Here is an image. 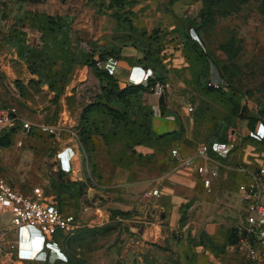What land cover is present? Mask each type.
Segmentation results:
<instances>
[{"label": "rangeland", "instance_id": "rangeland-1", "mask_svg": "<svg viewBox=\"0 0 264 264\" xmlns=\"http://www.w3.org/2000/svg\"><path fill=\"white\" fill-rule=\"evenodd\" d=\"M100 1L99 15L92 23L95 34L89 39L86 36L77 38L74 33V49L78 45L87 50L90 41L101 47L114 41L112 45L141 48L144 55L147 53V69L156 73L154 81L161 85L165 113L182 125L183 134L176 142L166 140L162 144V141L150 139L144 145H137V139L114 127L106 109L96 112L92 115L95 124L87 126L89 144L80 141L81 122L74 137L82 154V165L91 179L102 171L115 168L128 171L131 181L155 178L175 166L172 150L179 154L196 151L199 146L224 140L230 130L240 135L236 150H241V157L246 161L236 163L235 169L226 171V188L230 181L236 187L217 204L221 208L230 209L232 205L236 209L224 213L218 210L214 214V219L223 221L214 237L203 234L199 242L190 229L185 233L177 229L170 238L172 244L165 243L161 247L141 245L137 233L130 229L136 224L131 220L133 212L120 215L119 221L110 217L107 223L91 227L79 220L80 225L73 232L46 235L45 242L55 243V248L62 254V261L55 264H250L239 246V239L247 209L241 187H246L252 177L242 172L241 167L255 175L263 155L260 149L250 146L249 141L239 140L248 129L246 122L238 120L241 111L245 110L248 117L258 119L255 126L264 121V0H215L214 13L203 24L200 16L207 6L205 0H97ZM43 5L44 0L27 4L0 0V32L15 27L13 29L21 34L19 41L40 48L43 33L38 31L33 20L28 21V15L41 10ZM81 13L82 6L78 9V14ZM19 18L23 22L17 20ZM79 33L89 35L86 29ZM89 70V78L79 83L83 87L78 91L93 98L88 105L101 94L102 86V80ZM92 79L99 83L98 88ZM16 83L20 93L40 97L33 104L42 102L41 87L29 84L27 90V87H20L21 81ZM207 83L219 84V88L225 89L212 92L207 89ZM150 93L151 90L142 96L140 103L133 105V131L145 121L144 113L148 108L145 98ZM48 104L59 109L57 102ZM188 106L194 109L191 114L187 113ZM108 107L120 109L114 103H109ZM156 113L159 114L158 110ZM17 127L12 147L0 152L2 177L25 195H30L34 188L43 189L46 195L58 193V188L64 190L56 181L55 173L51 172V159L56 151L54 138L37 132L24 136ZM62 183L68 185L71 182L66 178ZM84 194L83 191L79 197L83 198ZM61 195L63 213L77 214L74 212V188L66 187ZM5 227H11L9 215L0 218V234ZM232 229L237 230L238 241L235 237L228 242ZM22 237L30 250H25L26 245H23L21 260L17 261L9 255L15 235L5 232L0 264H43L33 261L32 254L42 247L36 236L24 233ZM197 245L203 249L196 250Z\"/></svg>", "mask_w": 264, "mask_h": 264}, {"label": "crops", "instance_id": "crops-1", "mask_svg": "<svg viewBox=\"0 0 264 264\" xmlns=\"http://www.w3.org/2000/svg\"><path fill=\"white\" fill-rule=\"evenodd\" d=\"M36 0H24L23 2L12 1L16 4H27ZM41 10L34 11L49 17H68L72 20L71 31L73 34L72 50H74V33L77 38L86 36L93 37V25L98 9L90 0H44ZM82 6V13L78 14V9ZM88 15V16H86ZM17 20H21L20 18ZM82 23V25H78ZM86 29L89 33L79 32ZM3 34H2V33ZM0 32V106L8 108L19 119L31 123L51 124L57 120L61 121L65 132L59 138H54L56 151L51 159V164L55 163V155L64 147L74 149V161L71 162L74 171L66 175L62 172L55 173L56 177L69 179L81 191L85 192L82 197L74 198V212L77 221L86 222L89 226L107 223L111 219L120 220V215L133 212L131 220L135 222L130 229L137 233L141 245L150 244L158 247L165 246V243H171L172 234L178 229L185 233L189 229L196 241L200 242V237L205 234L208 237H214L216 230L221 228L223 221L214 219V214L219 210L224 213L226 210L234 211L236 207L231 204L230 209L221 208L217 203L227 198L236 185L230 181L227 187V170H232L236 163L246 161L242 158L241 150L230 152L224 160L215 155H211L212 167L218 169L216 176L209 189L201 186L194 168H169L165 173L155 177H143L137 181L129 180V172L122 168L110 169L108 172H100L97 176L88 175V170L82 165V154L80 149L75 146L74 137L77 133V127L84 108L91 102L92 97L84 96L79 93L83 85L79 83L89 78V68L86 66L76 67L65 86L63 92L55 99L56 93L50 91L46 85L41 87L42 102L33 104V101H39L40 97L31 93L25 95L17 91L16 81H21L20 87L24 88L31 81H37V76L31 75L25 64L17 57L15 49L5 44L4 36L8 31ZM98 44V43H97ZM78 48V45H76ZM111 60L110 63H107ZM143 60V53L134 47L128 46L120 49L118 59L110 58L103 64H116L118 66L111 76L118 82L120 88L129 84H140L146 72L140 65ZM148 70V69H147ZM106 71V70H105ZM131 72L128 75V72ZM107 72V71H106ZM92 78V77H91ZM98 88L99 83L95 80ZM81 86V87H80ZM27 90L28 87H27ZM92 98V99H90ZM146 104L154 110L153 130L157 134L174 132L179 130V123L170 120L171 116L160 117L159 97L154 93L146 95ZM57 102L59 109H54L48 103ZM34 111L36 114H34ZM50 113V114H49ZM17 129L21 130L18 126ZM22 135V130L20 131ZM14 135V134H13ZM67 135V136H65ZM47 136V135H46ZM65 136V137H63ZM14 137V136H13ZM13 140V138H12ZM8 147L0 146L1 152L12 147L13 142ZM247 143V142H244ZM243 143V144H244ZM250 146L261 150L264 163V145L263 142L249 141ZM194 151L180 152L181 157H192ZM261 164V165H262ZM235 169V168H234ZM241 171L251 176V172L243 167ZM91 182L88 185V182ZM154 189L158 190V197L149 196L148 193ZM224 198V199H222ZM85 203V204H84ZM234 208V209H233ZM84 209H86L84 211ZM194 215V218L191 219ZM216 220V221H214ZM79 222V223H80ZM80 225V224H79ZM25 250L29 251V244L24 241ZM202 246L197 245L196 250H202Z\"/></svg>", "mask_w": 264, "mask_h": 264}, {"label": "built area", "instance_id": "built-area-1", "mask_svg": "<svg viewBox=\"0 0 264 264\" xmlns=\"http://www.w3.org/2000/svg\"><path fill=\"white\" fill-rule=\"evenodd\" d=\"M110 62L111 60L107 63ZM117 68L118 66H116L115 62L105 66V70L109 75H112ZM130 73L129 71L128 75ZM151 75L152 72L146 70L140 84H145ZM212 85L215 88L220 86L219 84ZM153 93L158 97L162 95V89L159 84L155 86ZM186 110L188 114H191L194 109L192 106H188ZM170 120H174V118L170 117ZM17 126L21 127L25 135L37 132L59 138L65 132L60 120L51 124L31 123L19 119L8 108L0 106V135L15 129ZM239 137V134H235L233 130H230L224 143L199 146L195 154L187 158L181 157L176 150H172L171 157L177 168H194L201 186L204 189H209L213 179L217 176V171L212 167L214 163L211 155L222 159L226 158L235 148L236 140ZM242 137H249L254 141L263 142L264 145V124H257L254 130H247ZM73 141L75 146L80 149L75 138ZM20 145L21 143H18V146ZM74 155L75 152L72 147H64L60 152L56 153V161L51 172H62L66 175L72 174L74 168L71 162L74 161ZM251 177V182L246 187H241L244 199L247 202V209L244 223L240 229L239 246L246 253V258L250 264H264V163L259 167L255 175L251 174ZM148 195L158 197V190L154 189ZM5 215H9L11 227H5L3 233L0 234V247L5 232H13L15 243L10 247L9 255L11 257L14 256L17 261L21 260L22 257L21 250L24 244L22 235L24 233L30 237L35 235L36 240L40 243L39 246L42 245L41 250L35 255L32 254L33 261L44 262L48 256L61 260L60 256L62 254L55 248L56 244L45 242L46 235L54 232H73L79 226L75 215L65 214L59 210L57 199L54 195H46L41 188H34L30 195H25L16 190L0 174V218ZM44 245L45 248L43 247Z\"/></svg>", "mask_w": 264, "mask_h": 264}, {"label": "trees", "instance_id": "trees-1", "mask_svg": "<svg viewBox=\"0 0 264 264\" xmlns=\"http://www.w3.org/2000/svg\"><path fill=\"white\" fill-rule=\"evenodd\" d=\"M16 1L23 2L24 0ZM90 1L93 2L94 6L99 11L101 1L100 3H98L97 0ZM205 1L207 3V6L205 11L200 16L201 24H203L206 19L214 13L215 10V0ZM28 16L30 17L28 21L33 20V22H35L33 24L36 25L38 31L43 33L41 37L42 46L40 48H36L34 46L26 45L24 40L19 41L21 34L20 32L15 31L16 29H13L15 27H12L7 32V34L4 36V41L5 44H8L15 49L18 59L22 60L25 63L29 73L31 75L37 76V81H31L29 84L37 85L39 87L46 85L50 91L56 93L55 99H57L58 95L63 92L65 86L68 84L70 76L76 67L87 66L92 70V73L98 79L102 80L101 94L98 95L95 101L92 104L88 105L82 112L80 118V122L82 124L80 130V141H84L86 145L89 144V127L87 128V126H93L95 124V121L93 120L92 115L96 112H103L104 109L108 111V114L110 115V120L114 123V127L118 130L123 129V131L130 135V137H134L135 139H137V142L135 143L137 145H144L150 139L162 141V144H164L166 140L176 142L181 138L183 134V128L180 124L178 131L157 134L153 130L152 126V122L155 115L154 110L151 106L147 104L146 106L148 108L146 107L147 111H145L144 113L145 121L143 125H141L136 131L132 130V125L134 124L131 121L133 105L140 103L142 96L149 90H151V93H153L155 86L159 84V82L154 81V75L156 74L155 72H152L151 77L147 79L145 84H129L124 88H120L118 82L114 79V77L109 75L103 69L102 65L105 64L108 59H118L120 57L121 48L131 46L143 53V60L140 62V65L143 69L147 70V53L144 55V51L141 48L135 45H112L114 41L108 43L106 47H101L90 41L88 42L87 50H85L84 48H76L71 51L73 34L71 31L72 20L70 18H54L39 13H33L32 15L30 14ZM20 21L23 22V19H21ZM195 33L197 37H199L197 30H195ZM56 45L61 47L56 48ZM201 45L203 46V44ZM156 78L159 79L158 75L156 76ZM207 89L212 92H219L220 89L223 90L225 88H219V86L215 88L213 87V85L207 83ZM109 103H114L118 105L120 109L109 108ZM165 109L166 106L164 103V95L162 94L159 97L160 117L172 116L167 115L165 113ZM239 118L240 120H238V122H246L248 130H254L255 123L258 119L248 117L245 114V110L241 111ZM262 124H264V121ZM13 134L14 129L2 133L0 135V146L8 147L13 138ZM239 140L254 141L249 137H242ZM225 141L226 137L224 140L209 143L207 146L213 143H224ZM235 149L236 146L232 151H234ZM55 179L57 182H60L61 185L64 187V190L58 188L57 191L59 192L53 194L57 199L59 210L63 213V204L61 203L63 197L61 193L65 192L66 187H73L74 198H78L81 190L73 182L68 183V185H64V183H62L61 178L56 177ZM235 237L238 241L237 230L236 232L234 229L230 230L228 242L235 239ZM60 261L62 260L53 259V257L48 256L47 259L42 263L55 264Z\"/></svg>", "mask_w": 264, "mask_h": 264}]
</instances>
